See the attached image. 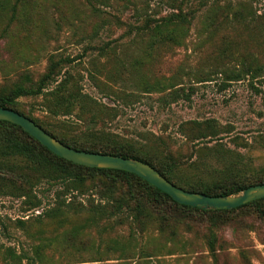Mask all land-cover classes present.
<instances>
[{
	"label": "rangeland",
	"instance_id": "rangeland-1",
	"mask_svg": "<svg viewBox=\"0 0 264 264\" xmlns=\"http://www.w3.org/2000/svg\"><path fill=\"white\" fill-rule=\"evenodd\" d=\"M172 13L184 18L178 41L149 47L146 19ZM52 61L57 79L67 75L68 89L79 88L86 101L56 114L55 92L19 100L56 133L135 138L157 164L177 161L174 179L184 186L230 183L264 166V0H20L0 13V88L26 74L36 82ZM243 61L262 70L227 79ZM194 120L210 121L212 135L186 136ZM51 175L24 157L0 156V264H135L144 247L162 249L148 257L153 264H264V218L252 208L186 218L190 230L180 225L173 242L155 228L131 241L136 226L92 211L100 194L57 197L61 184ZM99 183L92 176L85 189ZM67 203L76 212L63 219L40 215ZM116 241L124 250L104 253Z\"/></svg>",
	"mask_w": 264,
	"mask_h": 264
},
{
	"label": "trees",
	"instance_id": "trees-1",
	"mask_svg": "<svg viewBox=\"0 0 264 264\" xmlns=\"http://www.w3.org/2000/svg\"><path fill=\"white\" fill-rule=\"evenodd\" d=\"M20 0H0V13L12 7L15 11ZM162 20V21H161ZM184 18L180 13H172L160 19L148 17L145 21L147 32L150 35L149 47L157 45L169 44L178 41L176 32L180 22ZM58 61H52L48 70L41 75V78L34 82L29 74L14 82L10 86L0 88V106L14 109L26 116L32 118L37 124L43 127L53 136L60 139L67 145L74 148L84 149L88 151L105 152L118 154L126 157H136L146 161L159 170L166 178L173 183L192 191H199L211 195L231 194L238 192L250 185L264 183V166L259 168V172L228 183L221 184H205L192 183L188 186L178 183L175 178V171L179 163L169 159L166 163L157 164L152 155L148 151H140L135 146L137 139L112 130H97L89 129L84 134L86 141L82 139L70 137L65 133H56L49 129L46 125L35 119L33 116L23 111L20 106V98L25 96H38L47 92L57 93V100L53 105V112L56 114H73L75 105L83 103L88 96L79 88L72 90L68 89L67 75L63 76L62 80H58L59 72ZM260 65L252 64L251 62L243 61L242 66L238 70H230L228 72L229 80H240L244 76L251 75L255 77L262 69ZM56 82L55 87L49 89V86ZM89 100H94L89 98ZM83 111V108H79ZM196 124L193 128L195 131L191 134H186L193 140H199L208 135H212L213 125L210 121H192ZM162 138H158L161 141ZM164 142V141H163ZM0 156L4 157H24L36 172L45 174L51 172V179L54 182L61 184L57 189V197H76L78 193L82 194L88 191V194L95 200L94 194H100L101 201L97 204L94 201L90 202L92 211L96 214L105 216L119 215L122 222L129 221L133 226H136L138 232H133L131 241L136 240L137 234L147 233L151 228H155L161 233L167 234L169 241H174L177 229L180 225H187L188 230L191 226L185 221L186 218H193L194 215H212V217L222 218L230 213L234 214L242 209L252 208L255 213H258L260 218H264V198L256 199L244 205L230 209H202L196 206L180 203L173 199L168 193L159 189L155 185L148 182L139 175L121 169L102 168L82 165L66 158H63L47 146L42 144L38 139L25 131L20 125L13 122L0 119ZM233 167V166H232ZM96 176L100 183L90 188H86L90 177ZM23 195L30 196V191ZM40 201H35L33 206H40ZM108 205L112 208L108 209ZM90 209V208H89ZM71 211L76 212L70 203L57 204L54 207L46 209L40 215H45L53 220H60L67 216ZM98 220L92 219L91 224H95ZM216 240V235L212 233L209 242L213 247V242ZM119 244V241H116ZM175 244V243H173ZM170 245V249L172 250ZM125 245L119 244V247L107 248L104 253L113 250H124ZM154 253H161L162 249L154 247ZM214 252V248L211 249ZM140 256L134 260L135 264H153L149 261L152 254H146V248H142ZM173 252L167 253L172 254ZM149 257V258H148ZM20 258V257H19ZM21 259V258H20ZM99 260V259H95Z\"/></svg>",
	"mask_w": 264,
	"mask_h": 264
},
{
	"label": "water",
	"instance_id": "water-1",
	"mask_svg": "<svg viewBox=\"0 0 264 264\" xmlns=\"http://www.w3.org/2000/svg\"><path fill=\"white\" fill-rule=\"evenodd\" d=\"M0 119L20 125L51 151L63 158L82 165L123 169L133 172L183 204L209 210L230 209L256 199L264 198V183H253V185L231 194L211 195L199 191H192L173 183L153 165L139 158L88 151L67 145L46 131L32 118L14 109L0 106Z\"/></svg>",
	"mask_w": 264,
	"mask_h": 264
}]
</instances>
